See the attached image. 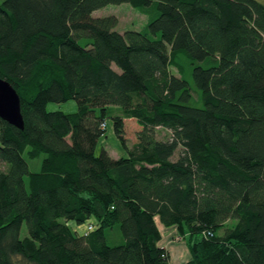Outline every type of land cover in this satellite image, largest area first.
<instances>
[{
  "label": "trees",
  "instance_id": "trees-1",
  "mask_svg": "<svg viewBox=\"0 0 264 264\" xmlns=\"http://www.w3.org/2000/svg\"><path fill=\"white\" fill-rule=\"evenodd\" d=\"M122 4L142 31L93 16ZM0 78L25 122L0 118V264H171L157 219L186 239L185 264H264L262 2L0 0ZM112 106L119 159L97 154Z\"/></svg>",
  "mask_w": 264,
  "mask_h": 264
},
{
  "label": "rangeland",
  "instance_id": "rangeland-1",
  "mask_svg": "<svg viewBox=\"0 0 264 264\" xmlns=\"http://www.w3.org/2000/svg\"><path fill=\"white\" fill-rule=\"evenodd\" d=\"M264 4V0H258ZM94 17H107L115 16L118 18V26L116 31L119 33H125L127 31H142L149 22V17L142 14L139 10L133 8L130 4L122 5H108L103 9L96 11L93 14ZM116 69V68H115ZM117 70V69H116ZM47 110L50 112L61 111L65 114H71L78 111V104L76 101L71 100L66 103H50L47 106ZM121 113L120 108L110 107L108 111L106 123V133L100 139L97 154H99L102 149H105L112 158L119 159L121 157H127L128 153L123 147L120 139L117 137L114 130L113 117L119 116ZM125 139L126 144L129 148H132L137 143V133L140 130L136 125L134 119L125 120ZM169 134L168 131L159 129V139H164ZM178 154L174 157L177 159ZM44 156L36 160H29V168L31 172H39L42 167V161ZM3 170L6 169L5 165H2ZM26 182L28 179L26 177ZM158 227L161 229L162 240L160 246L165 248L169 253L171 264H185L190 260V252L186 245V239L179 235L177 227L165 228L157 219ZM90 226L87 227V229ZM82 230H85L82 228ZM223 231L219 233L222 235ZM28 235L26 225L23 226L21 237L24 238ZM108 244L110 246H117L124 243V239L121 233L116 230L108 234Z\"/></svg>",
  "mask_w": 264,
  "mask_h": 264
},
{
  "label": "water",
  "instance_id": "water-1",
  "mask_svg": "<svg viewBox=\"0 0 264 264\" xmlns=\"http://www.w3.org/2000/svg\"><path fill=\"white\" fill-rule=\"evenodd\" d=\"M0 118L19 130L25 122L21 110V98L16 89L0 78Z\"/></svg>",
  "mask_w": 264,
  "mask_h": 264
},
{
  "label": "built area",
  "instance_id": "built-area-1",
  "mask_svg": "<svg viewBox=\"0 0 264 264\" xmlns=\"http://www.w3.org/2000/svg\"><path fill=\"white\" fill-rule=\"evenodd\" d=\"M93 229V227L90 225V227L88 228V230L90 231V230H92Z\"/></svg>",
  "mask_w": 264,
  "mask_h": 264
},
{
  "label": "crops",
  "instance_id": "crops-1",
  "mask_svg": "<svg viewBox=\"0 0 264 264\" xmlns=\"http://www.w3.org/2000/svg\"><path fill=\"white\" fill-rule=\"evenodd\" d=\"M160 229V228H159ZM161 230V229H160Z\"/></svg>",
  "mask_w": 264,
  "mask_h": 264
}]
</instances>
